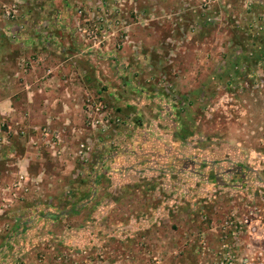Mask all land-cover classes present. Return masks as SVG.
I'll list each match as a JSON object with an SVG mask.
<instances>
[{
    "label": "rangeland",
    "instance_id": "1",
    "mask_svg": "<svg viewBox=\"0 0 264 264\" xmlns=\"http://www.w3.org/2000/svg\"><path fill=\"white\" fill-rule=\"evenodd\" d=\"M184 1L176 31L178 13L162 14L169 22L156 52L162 119L156 103L144 107L151 116H113L91 87L86 98H99L110 117L95 129L85 120L93 143L80 139L70 150L46 124L32 137L47 148L30 160L25 133L0 136V221L9 212H42L40 219L70 212L66 225L92 226L99 257L116 264H264V0ZM126 5L110 9L97 0L94 22L77 24L75 35L93 48L122 33L116 49H138ZM22 7V0H0V46L9 54L0 78L8 85L13 74L22 79L43 62L16 49ZM44 11L38 33L47 38ZM82 26L93 32L89 41ZM104 60L98 65L107 73ZM2 109V116L14 113L12 105Z\"/></svg>",
    "mask_w": 264,
    "mask_h": 264
},
{
    "label": "crops",
    "instance_id": "2",
    "mask_svg": "<svg viewBox=\"0 0 264 264\" xmlns=\"http://www.w3.org/2000/svg\"><path fill=\"white\" fill-rule=\"evenodd\" d=\"M104 1L110 9L115 8L116 3H127L124 18L131 24L129 36L138 44L137 50L131 45L116 49L115 42L122 35L118 32V38L109 36L102 47L93 48L75 35L77 24L94 22L97 0H22L24 25L21 28L16 24L17 30L22 31L16 38L19 40L16 49L21 55L34 56L43 62L22 79L13 74L9 85L0 78V109L6 105L14 108V113L6 117L2 116L6 111L0 110V125H3L0 136L5 141L7 134L14 138L25 133L28 140L23 146L30 160L47 148L41 139L38 145H33L40 137L35 128L46 124H50L51 130L61 136L63 145L70 150L77 148L80 139L94 142V134L85 126L86 91L91 87H98L113 116L127 115L126 110L133 113H128L127 117L123 115L129 119L134 114L135 117L151 116L149 108L144 107L156 103L154 111L157 119H162L161 108L166 101L157 81L162 64L157 66L156 52L160 50L159 42L169 23L162 14L171 9V14L177 12L179 15L182 0ZM189 6H194L191 9L199 7L197 1ZM32 9H39L37 16L32 15ZM78 9L84 11L82 18L77 14ZM42 10L45 14L48 11L50 20L51 35L47 38L38 33ZM116 15L114 17L120 16ZM183 19L180 15L174 18L175 31L184 24ZM8 34L4 37L8 38ZM3 50L0 46V75L6 70L4 60L9 55ZM100 57L111 63L106 64L107 73H103L98 65ZM47 71L51 73L47 74ZM0 167L3 168V164ZM1 179L0 183H3ZM68 214L70 212L61 217L46 215L40 219L42 212H9L6 220L0 221V228L9 225L2 234L4 237H0V264H116L114 260L99 257V240L94 237L92 226L66 225Z\"/></svg>",
    "mask_w": 264,
    "mask_h": 264
},
{
    "label": "built area",
    "instance_id": "3",
    "mask_svg": "<svg viewBox=\"0 0 264 264\" xmlns=\"http://www.w3.org/2000/svg\"><path fill=\"white\" fill-rule=\"evenodd\" d=\"M83 11H79V14H82ZM79 32L81 33V36L86 41H89L90 38L93 36V32H89V30L86 29V26H82L79 28ZM25 60H22V67L23 64H25ZM27 65V64H26ZM48 73H51L48 71ZM86 104H85V120L89 122V126L91 129H95L98 125L103 124V122H110L109 114L105 111V106L103 105V102L99 98L91 99L89 96H87ZM107 130V128H105ZM43 133H48V129H43ZM51 134V133H50ZM47 135V134H46ZM53 135V133L51 134ZM60 141V137L58 135H55L52 137L51 140V146L53 149H55V142ZM81 149H85V146L82 144Z\"/></svg>",
    "mask_w": 264,
    "mask_h": 264
}]
</instances>
